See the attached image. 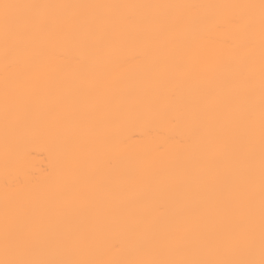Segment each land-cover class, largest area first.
Segmentation results:
<instances>
[{
	"label": "bare ground",
	"instance_id": "1",
	"mask_svg": "<svg viewBox=\"0 0 264 264\" xmlns=\"http://www.w3.org/2000/svg\"><path fill=\"white\" fill-rule=\"evenodd\" d=\"M10 2L239 6L260 0ZM160 16L161 10H82L61 19L41 46L10 53L7 61L0 35V260L6 213L22 216L28 237L52 244L75 229L74 253L40 259L163 264L197 258L172 249L197 242L211 226L196 218L172 224L168 189L208 166L200 124L258 81L264 32L242 7L191 9L182 16L198 38L184 45L181 27L159 23ZM78 29L82 35H66ZM93 53L103 58L101 68ZM124 173L129 178L122 181ZM134 201L146 202V210L133 212ZM144 215L141 228L153 239L141 246L133 222ZM230 238L226 232L216 240Z\"/></svg>",
	"mask_w": 264,
	"mask_h": 264
},
{
	"label": "snow or ice",
	"instance_id": "2",
	"mask_svg": "<svg viewBox=\"0 0 264 264\" xmlns=\"http://www.w3.org/2000/svg\"><path fill=\"white\" fill-rule=\"evenodd\" d=\"M242 7L253 23L258 19L264 32V0L259 4L239 6L197 4H50L18 3L0 0V35L5 61L9 54L26 51L55 35L60 21L82 10L113 11L131 9L141 13L161 10L159 23L181 27V43L191 45L197 40L193 24L182 14L191 9ZM73 38L82 30L66 34ZM94 66L101 68L103 58L93 53ZM8 114L6 110V121ZM201 151L208 166L191 177L178 178L168 189L173 203L170 222L179 225L199 219L205 227L197 242L172 249L177 255L197 257L164 261L163 264H264V54L258 81L250 80L242 95L232 98L219 113L208 116L200 124ZM124 173L121 180H127ZM142 189H134L141 191ZM133 212H144L147 203L134 201ZM73 221L79 217L73 213ZM146 215L133 222L139 233L138 243L145 246L152 233L141 228ZM69 230L68 238L52 244L41 236L28 237L22 216L5 215L0 264H81L78 261L45 260L42 256L66 255L76 251ZM230 233L227 243L216 238ZM212 257V258H199Z\"/></svg>",
	"mask_w": 264,
	"mask_h": 264
}]
</instances>
